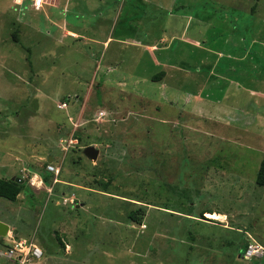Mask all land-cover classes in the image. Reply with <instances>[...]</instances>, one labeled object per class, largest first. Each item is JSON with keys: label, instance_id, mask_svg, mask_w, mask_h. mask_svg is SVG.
<instances>
[{"label": "rangeland", "instance_id": "374dc122", "mask_svg": "<svg viewBox=\"0 0 264 264\" xmlns=\"http://www.w3.org/2000/svg\"><path fill=\"white\" fill-rule=\"evenodd\" d=\"M263 159L264 0H0V176L23 184L0 243L264 264Z\"/></svg>", "mask_w": 264, "mask_h": 264}, {"label": "built area", "instance_id": "2783aa9c", "mask_svg": "<svg viewBox=\"0 0 264 264\" xmlns=\"http://www.w3.org/2000/svg\"><path fill=\"white\" fill-rule=\"evenodd\" d=\"M66 104H62L60 107H65ZM79 126V125H78ZM73 133H71L68 140L70 145L73 142ZM47 170L55 174L59 172V167L49 164L46 166ZM253 248L249 246L245 250L246 256L251 255ZM0 256H3L16 264H36L39 259L43 256V250L37 244L33 242H27L26 240L12 241L9 246L0 247Z\"/></svg>", "mask_w": 264, "mask_h": 264}, {"label": "trees", "instance_id": "16d2710c", "mask_svg": "<svg viewBox=\"0 0 264 264\" xmlns=\"http://www.w3.org/2000/svg\"><path fill=\"white\" fill-rule=\"evenodd\" d=\"M163 72H160L159 75H162ZM157 79L158 76H155ZM42 181L44 184L49 185L51 181H49V175L42 176ZM255 183L258 186L264 187V159L261 160L257 173L255 178ZM23 184H20L19 182H16L14 179H5L0 177V197L4 198L9 201H15L17 196L19 195L21 188ZM105 188V185L103 184V189ZM129 203V202H128ZM138 211V210H137ZM137 211H128L127 212V218H129L131 221L139 222V219L137 217ZM212 212H206L205 214H209ZM218 214V213H215ZM3 246H9L6 243H2Z\"/></svg>", "mask_w": 264, "mask_h": 264}, {"label": "water", "instance_id": "95a60500", "mask_svg": "<svg viewBox=\"0 0 264 264\" xmlns=\"http://www.w3.org/2000/svg\"><path fill=\"white\" fill-rule=\"evenodd\" d=\"M84 154L92 160H95L98 154V150L93 146H87L83 150ZM16 182L21 183V180L18 178L14 179ZM8 230V226L6 223L0 221V236H5Z\"/></svg>", "mask_w": 264, "mask_h": 264}, {"label": "crops", "instance_id": "0c3cea01", "mask_svg": "<svg viewBox=\"0 0 264 264\" xmlns=\"http://www.w3.org/2000/svg\"><path fill=\"white\" fill-rule=\"evenodd\" d=\"M237 53L240 54L239 51H237ZM233 55H236V54H233ZM233 55H231V56L233 57ZM240 56H242L240 59L245 58V57H244L245 54L242 53V52H241ZM228 68H229V67H228V65H227V69H228ZM227 69L224 70V71H227ZM232 71H234V69H232ZM205 77H206V76H205ZM222 77H223V76H222ZM223 78H224V77H223ZM69 135H70V134H68L67 136H69ZM73 136H74V135H73ZM75 141H76V140L73 139V142H72V143H75ZM72 143H71V144H72ZM69 146H70V145H69ZM69 146H68V147H69ZM59 170H60V168H59ZM0 177H1V178H5V179H9V178H7V177H5V176H0ZM56 180H57V179H56ZM19 194H20V193H19ZM16 199H17V198H16ZM0 221L3 222L2 219H0ZM3 223H5V222H3ZM6 224H7V223H6ZM7 226H8V230H9V225L7 224ZM8 230H7V233H6L5 236H7L8 232H9ZM1 237L4 238V236H1ZM5 238H6V237H5ZM9 239H10V238H9ZM12 241H19V240H15V239H12V238H11L10 242H5V243H6L7 245H11ZM1 246H3L2 243H0V247H1ZM39 247H40V246H39ZM41 249H42V248H41ZM0 258H5V257L0 256ZM5 259L8 260V261H10V262H12V263H14V264H16L15 262H13V261H11V260H9V259H7V258H5Z\"/></svg>", "mask_w": 264, "mask_h": 264}]
</instances>
